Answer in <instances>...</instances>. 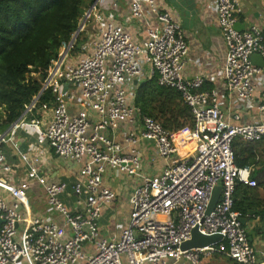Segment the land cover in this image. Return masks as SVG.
<instances>
[{
    "label": "built area",
    "instance_id": "1",
    "mask_svg": "<svg viewBox=\"0 0 264 264\" xmlns=\"http://www.w3.org/2000/svg\"><path fill=\"white\" fill-rule=\"evenodd\" d=\"M100 1L95 0L91 12ZM120 1L111 0V5L117 7ZM125 1L130 18L145 20V7L155 16L158 25L148 29L147 40L139 44L123 26L109 23L93 42L92 53L77 64H65L60 53L42 83L43 92L51 89L56 96L50 120L23 121L38 131L37 147L47 146L60 158L82 164L79 179L71 186L81 208L72 212L64 204L62 196L69 190L66 183L45 181L37 154L21 156L28 183L20 188L12 184L17 167L7 162L0 141V264H213L216 255L235 264H264L246 226L254 216L234 208L238 184L256 188L259 181L253 177L254 166L236 165L233 149L237 138L264 140V123L230 122L220 108L217 90H202L200 78H184L189 48L181 25L161 11L155 0ZM240 7V0H217L218 23L227 48L224 75L230 93L252 102V81L263 68L251 59L260 56L264 61V29L238 30ZM146 66L150 78L156 76L159 86L178 91L190 108L193 125L187 139L176 140L174 133L130 104L129 85L147 75ZM64 85L79 93L81 108L75 115L70 112ZM31 104L26 110L35 108L36 101ZM258 106L264 111V95ZM233 118L240 120L238 115ZM119 130L127 132L123 143L116 140ZM146 141L155 150L151 161L166 162L158 174L144 169L137 146ZM191 144L195 146L188 151L191 155L174 161ZM108 168L138 180L130 198L129 223L119 241L100 236L103 208L116 199V193L103 186ZM31 182L43 187L48 205L63 218L65 228L28 211L26 191ZM218 187L217 204L207 214ZM195 230L204 236L219 234L223 240L181 250ZM87 245L94 248L93 253Z\"/></svg>",
    "mask_w": 264,
    "mask_h": 264
},
{
    "label": "crops",
    "instance_id": "2",
    "mask_svg": "<svg viewBox=\"0 0 264 264\" xmlns=\"http://www.w3.org/2000/svg\"><path fill=\"white\" fill-rule=\"evenodd\" d=\"M155 2L161 11L169 13L182 27L183 35L189 48L184 62V78L187 80L200 78L204 81L202 90H217L220 108L230 122L234 124L264 123V111L260 110L258 106L264 95V68L263 72L255 76L252 81L254 101L245 102L239 99L236 94H232L227 90V81L224 75L227 48L218 23L217 0H155ZM240 3L241 12L238 14L237 19L238 24L242 26V30H247L252 26L264 29V0H240ZM95 11L94 15L90 12L89 15L80 20L78 31L72 37L69 45L62 49L60 58L65 64H77L81 58L91 54L93 42L100 37L101 29L105 28L109 23L123 26L132 39L139 44L147 40L148 29L158 25L155 16L148 7H145V20L139 21L130 18V6L125 0H121L117 7L111 5V0H101ZM74 48H77L78 52L74 51ZM146 74L145 77L134 80L129 85L128 99L130 104L136 107L137 86L143 80L150 78L148 66H146ZM67 90L70 97V112L75 115L81 108L78 101L79 93L70 86H68ZM42 93L43 91L40 95ZM38 100L37 97L35 100L36 104L34 101L30 107L35 104L36 108ZM32 109L34 108H28L24 115L5 131L0 138L3 144L1 149L7 162L17 167L15 177L11 183L19 188L28 183L25 164L22 162L21 156L27 152L37 154L40 156L43 170L45 171V181L66 183L69 186V190L62 196V200L70 211L79 210L81 208L78 205L79 198L72 195L71 186L78 181L82 164L60 158L47 146L37 147L39 133L34 127L27 125L29 120L26 118ZM51 110L52 107L46 109L42 107L41 117L38 119L42 118L46 122L50 120ZM235 115L240 116L239 121L233 118ZM91 117H93L92 114ZM23 121L27 122V124H23ZM131 129L133 130V128ZM131 133L137 134L136 132ZM126 134L127 132L124 133V130H119L115 134L116 140L123 143V138ZM8 135H10L9 138ZM18 142H21V144L16 146ZM180 144L179 142L178 145ZM126 149L129 150V148ZM137 149L141 152L146 172L154 175L162 171L166 162L159 158L156 159V162L151 161L155 156V150L151 142H140ZM189 155L191 154L182 149L174 161H179ZM260 157L261 160H264L263 151ZM137 183L138 180L136 178H129L110 168L106 170L103 186L115 192L116 199L103 208L99 220L100 236L103 239L108 241H119L121 239L122 233L129 223L131 212L130 198L137 187ZM28 185L29 188L26 191L28 211L33 215L42 216L44 219L55 222L65 228L63 218L48 205L44 189L40 183L31 182ZM12 191L15 193L14 189ZM259 194L260 198L264 199V187L260 188ZM252 215L254 217H250L246 221L249 238L256 249L258 258L264 260V223L260 215ZM65 232L70 235L69 231ZM87 249H89L90 253L94 252V248L91 245H87ZM211 262L213 264H233L230 259L223 255L214 256ZM22 264L25 263L23 262Z\"/></svg>",
    "mask_w": 264,
    "mask_h": 264
},
{
    "label": "trees",
    "instance_id": "3",
    "mask_svg": "<svg viewBox=\"0 0 264 264\" xmlns=\"http://www.w3.org/2000/svg\"><path fill=\"white\" fill-rule=\"evenodd\" d=\"M94 2L0 0V134L16 123L27 106L40 95L53 62L70 43L79 29L80 20ZM74 51L78 52L77 48ZM150 99L158 103L154 107L159 108L156 112L150 107ZM55 102L53 91H44L36 108L27 115L28 122L40 118L42 107L51 108ZM135 103L145 116L174 133L176 140L188 138L187 130L193 125L190 108L178 91L159 86L156 76L138 84ZM233 149L236 165L254 166L253 177L259 181L256 188L238 184L234 208L243 215H260L264 223V199L259 194L260 188L264 187V160L260 157L264 152V140L246 142L237 138Z\"/></svg>",
    "mask_w": 264,
    "mask_h": 264
},
{
    "label": "water",
    "instance_id": "4",
    "mask_svg": "<svg viewBox=\"0 0 264 264\" xmlns=\"http://www.w3.org/2000/svg\"><path fill=\"white\" fill-rule=\"evenodd\" d=\"M236 28L238 30L242 31V26H240V24H238V23L236 24ZM251 60L253 63L258 65L259 67L264 68V61L260 56H253ZM67 89H68V86L64 85V92H66ZM220 191H221L220 187L215 189V191L212 195L208 210H207V214H210L213 211L215 205L217 204V201H218L219 196H220ZM221 240H223V237L219 234L214 235V236H204L195 230L193 232V238L190 241L184 243L181 246V250L185 251V250H190V249H194V248H202V247H206V246L215 244L217 242H220ZM250 241H251V239H250Z\"/></svg>",
    "mask_w": 264,
    "mask_h": 264
},
{
    "label": "rangeland",
    "instance_id": "5",
    "mask_svg": "<svg viewBox=\"0 0 264 264\" xmlns=\"http://www.w3.org/2000/svg\"><path fill=\"white\" fill-rule=\"evenodd\" d=\"M90 12H91V6H90L89 9L86 10V12H85L83 18H85L87 15H89ZM91 13H93V15H94V13H96V11L94 10V11H92ZM90 16H91V15H90ZM35 78H37V77L35 76ZM74 102H76V101H74ZM149 102H150V107L152 108V111H153V112H156V110L159 109V108H154V107H157V106H158V103H157V102H152V99H150ZM151 108H150V109H151ZM194 147H195V146H194L193 144H191L190 146L185 147V148H182V149H185L186 152H188L190 149H193Z\"/></svg>",
    "mask_w": 264,
    "mask_h": 264
}]
</instances>
